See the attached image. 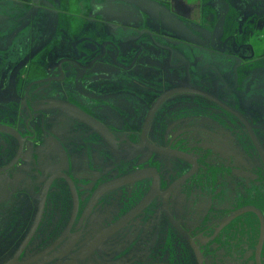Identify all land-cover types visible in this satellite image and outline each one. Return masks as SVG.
Segmentation results:
<instances>
[{"label": "flooded vegetation", "instance_id": "1", "mask_svg": "<svg viewBox=\"0 0 264 264\" xmlns=\"http://www.w3.org/2000/svg\"><path fill=\"white\" fill-rule=\"evenodd\" d=\"M252 3L0 0V264H264Z\"/></svg>", "mask_w": 264, "mask_h": 264}, {"label": "water", "instance_id": "2", "mask_svg": "<svg viewBox=\"0 0 264 264\" xmlns=\"http://www.w3.org/2000/svg\"><path fill=\"white\" fill-rule=\"evenodd\" d=\"M255 6H254V4L252 3V0H246V5H245V9H244V13H246L250 8H254ZM256 14V13H255ZM248 15H252V13L251 12H249L248 14H246L245 15V17L246 16H248Z\"/></svg>", "mask_w": 264, "mask_h": 264}]
</instances>
